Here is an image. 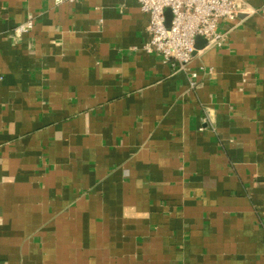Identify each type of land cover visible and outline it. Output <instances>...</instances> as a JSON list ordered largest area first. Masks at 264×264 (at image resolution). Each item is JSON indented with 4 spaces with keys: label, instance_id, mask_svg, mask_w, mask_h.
<instances>
[{
    "label": "crops",
    "instance_id": "1",
    "mask_svg": "<svg viewBox=\"0 0 264 264\" xmlns=\"http://www.w3.org/2000/svg\"><path fill=\"white\" fill-rule=\"evenodd\" d=\"M243 2L189 89L136 0H0V264H264V0Z\"/></svg>",
    "mask_w": 264,
    "mask_h": 264
},
{
    "label": "built area",
    "instance_id": "2",
    "mask_svg": "<svg viewBox=\"0 0 264 264\" xmlns=\"http://www.w3.org/2000/svg\"><path fill=\"white\" fill-rule=\"evenodd\" d=\"M74 0H55V3ZM139 10L147 16L145 31L148 34L142 50L146 54L158 55L172 70L187 74L189 89L199 85L196 72L188 66L195 50L197 37L205 40L203 48L221 49L225 46L232 29L229 25L245 11L243 0H136ZM170 20L166 26L165 13ZM227 25V26H225ZM229 25V26H228ZM225 26V27H224ZM32 19L19 24L15 31L31 30ZM203 71V68H200ZM211 70H207V74Z\"/></svg>",
    "mask_w": 264,
    "mask_h": 264
},
{
    "label": "water",
    "instance_id": "3",
    "mask_svg": "<svg viewBox=\"0 0 264 264\" xmlns=\"http://www.w3.org/2000/svg\"><path fill=\"white\" fill-rule=\"evenodd\" d=\"M165 17H166V26H168V23H169V20H170V13H169V11H166ZM205 45H206V42L202 38L197 37L195 39V50H200Z\"/></svg>",
    "mask_w": 264,
    "mask_h": 264
}]
</instances>
